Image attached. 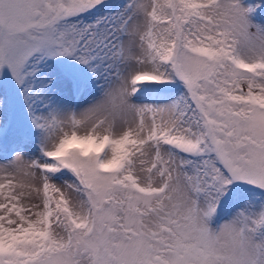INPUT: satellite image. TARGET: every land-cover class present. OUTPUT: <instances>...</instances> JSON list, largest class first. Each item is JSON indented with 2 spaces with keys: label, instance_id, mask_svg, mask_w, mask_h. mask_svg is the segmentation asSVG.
<instances>
[{
  "label": "snow or ice",
  "instance_id": "snow-or-ice-1",
  "mask_svg": "<svg viewBox=\"0 0 264 264\" xmlns=\"http://www.w3.org/2000/svg\"><path fill=\"white\" fill-rule=\"evenodd\" d=\"M0 264H264V0H0Z\"/></svg>",
  "mask_w": 264,
  "mask_h": 264
}]
</instances>
